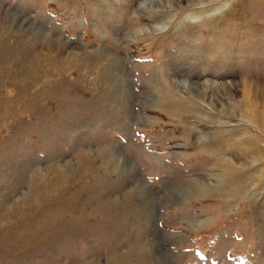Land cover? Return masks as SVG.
I'll use <instances>...</instances> for the list:
<instances>
[{
    "label": "rangeland",
    "instance_id": "374dc122",
    "mask_svg": "<svg viewBox=\"0 0 264 264\" xmlns=\"http://www.w3.org/2000/svg\"><path fill=\"white\" fill-rule=\"evenodd\" d=\"M0 264H264V0H0Z\"/></svg>",
    "mask_w": 264,
    "mask_h": 264
}]
</instances>
